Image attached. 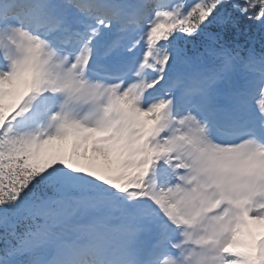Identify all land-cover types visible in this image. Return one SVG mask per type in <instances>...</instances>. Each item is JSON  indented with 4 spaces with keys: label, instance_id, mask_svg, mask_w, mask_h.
<instances>
[{
    "label": "snow or ice",
    "instance_id": "snow-or-ice-1",
    "mask_svg": "<svg viewBox=\"0 0 264 264\" xmlns=\"http://www.w3.org/2000/svg\"><path fill=\"white\" fill-rule=\"evenodd\" d=\"M264 0H0V264H264Z\"/></svg>",
    "mask_w": 264,
    "mask_h": 264
},
{
    "label": "trees",
    "instance_id": "trees-1",
    "mask_svg": "<svg viewBox=\"0 0 264 264\" xmlns=\"http://www.w3.org/2000/svg\"><path fill=\"white\" fill-rule=\"evenodd\" d=\"M236 41L245 47L254 46L257 50L260 49L264 39L261 38L258 32L248 33L246 27L242 26V33L235 37Z\"/></svg>",
    "mask_w": 264,
    "mask_h": 264
}]
</instances>
